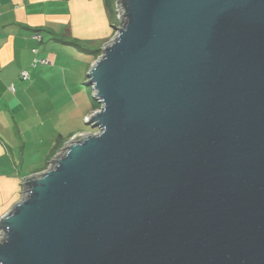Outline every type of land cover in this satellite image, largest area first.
<instances>
[{
    "label": "water",
    "instance_id": "obj_1",
    "mask_svg": "<svg viewBox=\"0 0 264 264\" xmlns=\"http://www.w3.org/2000/svg\"><path fill=\"white\" fill-rule=\"evenodd\" d=\"M116 5L98 130L25 179L0 264H264V0Z\"/></svg>",
    "mask_w": 264,
    "mask_h": 264
},
{
    "label": "crops",
    "instance_id": "obj_2",
    "mask_svg": "<svg viewBox=\"0 0 264 264\" xmlns=\"http://www.w3.org/2000/svg\"><path fill=\"white\" fill-rule=\"evenodd\" d=\"M115 16L107 0H0V218L22 198L25 179L47 169L68 144L56 123L64 99L56 91L80 75L62 69L77 65L87 73L98 58L95 45L113 33ZM72 48L82 55L79 63L69 60ZM79 90V82L76 96L69 88V103H77L74 119L87 120L98 108L94 102L81 107Z\"/></svg>",
    "mask_w": 264,
    "mask_h": 264
},
{
    "label": "rangeland",
    "instance_id": "obj_3",
    "mask_svg": "<svg viewBox=\"0 0 264 264\" xmlns=\"http://www.w3.org/2000/svg\"><path fill=\"white\" fill-rule=\"evenodd\" d=\"M113 9L116 11V6H114ZM113 19H114V21H113L112 26L114 24L118 26L120 24V21H119V17H118L117 13ZM115 33H116V29L114 28L110 39L107 40L108 42L114 37ZM69 41H71V40H69ZM71 42L75 43V42H77V40H73ZM103 43L102 44L99 43L96 45L95 44H89V45L85 44L84 46L86 47V49L93 48L94 45L98 46L97 51H95V53H94V57L95 56L99 57L102 53V48H103L102 46L104 45ZM61 46L63 48L64 45H62V43H61ZM56 48H59L57 43H56ZM63 49H65V48H63ZM67 52L69 53L68 54L69 60H73V61L79 63V59H82V55L78 51H76L74 48L67 50ZM61 53L65 54V50H62ZM67 71L68 72L71 71L73 73L79 72L80 77H78L76 80L74 79L73 81H70L69 86L68 85H63V86L59 85L57 88V91H56L58 96L64 95V99L62 101H60V103H59V104H61V107L57 108V113L55 114V116L57 117L56 123L62 127V134L64 136V140H63L64 142L63 143L70 142L73 139V137L75 138L74 140H76L77 138H80V137H83L84 135H86V133L96 132L98 130L97 128H92L91 126H88L86 124L87 120H85L82 117H79L77 119L73 118L76 115V111L73 112L72 110H73V108L77 107V103L76 102L74 104L69 103V94H68L69 88L71 89L72 93L76 96V93H77L76 85L79 82L80 83L79 93H81V95L84 97V98L82 97L80 99L81 107L90 106L93 104V102H94V106L96 108L99 109L101 107V103L99 102V100H96L95 98H93V87L91 85L87 84V82H88L87 73L88 72L85 73L84 70L82 68H79L77 65H74V66L65 65V68L62 69V72L66 73ZM49 89H50V94H53L54 90L52 88H49ZM57 114L59 116H57ZM53 124H54V122L49 121V125H53ZM76 136H78V137H76ZM61 153H62V151H60L55 156V158L58 155H60ZM50 159H51V157H50ZM53 160L51 161L50 166L53 164Z\"/></svg>",
    "mask_w": 264,
    "mask_h": 264
},
{
    "label": "built area",
    "instance_id": "obj_4",
    "mask_svg": "<svg viewBox=\"0 0 264 264\" xmlns=\"http://www.w3.org/2000/svg\"><path fill=\"white\" fill-rule=\"evenodd\" d=\"M115 6H116V13L118 14V17H119L120 12H119V8H118V6L116 5V0H115ZM41 61L44 62L43 59H42ZM28 77H29V76H28L27 72H23V73H22V78H23V79H27ZM10 90H12V91L15 90L14 85L10 86Z\"/></svg>",
    "mask_w": 264,
    "mask_h": 264
},
{
    "label": "trees",
    "instance_id": "obj_5",
    "mask_svg": "<svg viewBox=\"0 0 264 264\" xmlns=\"http://www.w3.org/2000/svg\"><path fill=\"white\" fill-rule=\"evenodd\" d=\"M107 5L110 7V9L115 6V0H107ZM113 12L115 13V10L113 9ZM97 58V56H95Z\"/></svg>",
    "mask_w": 264,
    "mask_h": 264
},
{
    "label": "bare ground",
    "instance_id": "obj_6",
    "mask_svg": "<svg viewBox=\"0 0 264 264\" xmlns=\"http://www.w3.org/2000/svg\"><path fill=\"white\" fill-rule=\"evenodd\" d=\"M62 152H64V148H63Z\"/></svg>",
    "mask_w": 264,
    "mask_h": 264
},
{
    "label": "clouds",
    "instance_id": "obj_7",
    "mask_svg": "<svg viewBox=\"0 0 264 264\" xmlns=\"http://www.w3.org/2000/svg\"><path fill=\"white\" fill-rule=\"evenodd\" d=\"M115 14H116V11H115ZM120 21V20H119ZM98 110V109H97ZM96 111V110H95Z\"/></svg>",
    "mask_w": 264,
    "mask_h": 264
}]
</instances>
